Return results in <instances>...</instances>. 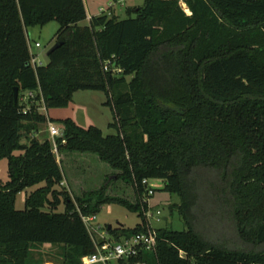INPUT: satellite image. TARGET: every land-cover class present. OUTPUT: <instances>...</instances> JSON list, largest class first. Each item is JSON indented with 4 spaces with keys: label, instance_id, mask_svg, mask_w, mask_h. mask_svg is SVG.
<instances>
[{
    "label": "trees",
    "instance_id": "16d2710c",
    "mask_svg": "<svg viewBox=\"0 0 264 264\" xmlns=\"http://www.w3.org/2000/svg\"><path fill=\"white\" fill-rule=\"evenodd\" d=\"M126 16L101 13L82 25L84 0H0V160L8 178L0 182V264H43V246L57 251L47 253L56 264H81L95 249L82 216L104 205L139 219L134 228H102L111 239L146 233L150 180L179 197L185 230L155 229V251L126 263L264 264V249H242L264 245V0H144ZM50 22L59 46L33 69L26 30ZM77 91L106 96L116 134L65 119L57 152L95 155L133 189V202L107 196L108 181L72 197L51 140L21 144L50 121L35 104L23 113L27 93L48 110L67 107ZM36 186L17 210L16 197ZM228 210L240 248L200 231L206 224L224 233Z\"/></svg>",
    "mask_w": 264,
    "mask_h": 264
},
{
    "label": "rangeland",
    "instance_id": "374dc122",
    "mask_svg": "<svg viewBox=\"0 0 264 264\" xmlns=\"http://www.w3.org/2000/svg\"><path fill=\"white\" fill-rule=\"evenodd\" d=\"M90 12L100 14L99 8L107 14L108 12H114L120 19L127 18L126 10L135 9L144 5V0H84ZM112 5V8H110ZM183 8H185L183 6ZM82 25H87L83 22ZM58 30V24L56 22H50L43 27H31L26 30V36L29 44V51L35 55L42 66L47 65L48 59L46 53L55 44V35ZM38 43L39 48H35L34 44ZM130 78H127L129 81ZM106 96L102 92L98 91H77L73 94L71 103L64 108H52L43 110L42 114L50 121L55 128L62 130L61 121L65 119L72 120L76 125L81 128L87 129L88 127L98 128L104 136L116 134V130L109 127L114 120V112L110 106H107ZM41 112V111H40ZM48 122L39 125L36 132L30 134H23L21 144L28 145L31 139L38 141H44L51 138L47 132ZM61 134V132H60ZM56 161L59 163L66 179L63 186L71 194L72 197H81L84 193L95 191L99 189L106 181H108L107 196L119 197L122 199L133 202L134 192L133 189L115 179L118 173L112 170L108 165L99 161V159L92 154L86 153H65L55 152ZM7 178V161L6 159L0 160V182H6ZM42 186V185H40ZM36 186L20 193L15 200V208L17 210L24 209L25 197L32 191L36 190ZM164 182L162 180H150L146 185L147 190L151 189L153 194L149 197H145V201L148 203V208L153 218L147 221L149 226L153 229L169 228L173 231H183L185 226L181 220L177 206L180 204L179 197L175 194H169L163 191ZM200 186V185H199ZM206 185L202 184L199 190V196L203 199L204 193L202 189H205ZM226 210V209H224ZM59 211H62L60 208ZM160 211L161 215L156 219L155 213ZM207 211V210H206ZM228 214L224 213V233L218 228L216 234L212 233L210 226L205 224L204 230L200 228L203 237L210 241H218V236L224 237V245L228 247H238L236 238L234 236L233 225L230 222V210ZM203 217H200V220ZM139 223V219L135 213L127 211L125 208L119 205H104L100 213L96 215V221L94 225H98L101 228L105 226L116 227L118 225H124L128 228H134ZM101 231L106 232L101 229ZM98 239V234L95 235ZM244 250H263L264 245H256L254 247L243 246ZM43 253V264H56L51 257L47 255L52 249L49 246H43L40 249ZM57 252V251H56ZM34 258H38V253H34ZM109 264H115L114 262Z\"/></svg>",
    "mask_w": 264,
    "mask_h": 264
},
{
    "label": "built area",
    "instance_id": "2783aa9c",
    "mask_svg": "<svg viewBox=\"0 0 264 264\" xmlns=\"http://www.w3.org/2000/svg\"><path fill=\"white\" fill-rule=\"evenodd\" d=\"M112 8V5H110ZM35 48H39V44H34ZM30 53V65L33 69H36L39 66H42L39 63L37 55ZM22 102L29 104L23 109V113L25 114L29 109L30 105L35 104L39 106L37 109L39 113H42L45 108L43 107V100L35 101V95L32 93H27L23 98ZM41 106V107H40ZM41 111V112H40ZM47 132L49 137L51 138L53 152L57 151V145L55 139L62 137V130H58L51 123L48 122ZM61 132V134H60ZM64 142V141H63ZM149 181H143V185H147ZM153 191L151 189L148 190L147 197L151 196ZM147 203V202H146ZM161 215L160 211H156L155 216L158 220V217ZM145 217L147 221L153 218V215L150 213L147 203V211L145 213ZM82 221L90 233L93 242H94V252L90 255L84 256L81 259V264H109L114 262L115 264H128L127 260L130 258L139 257L141 252H154L157 245V233L156 230L151 226L147 230L146 233L136 234L130 238H122L120 241H115L111 239L106 232L101 231V227L98 225H94L96 221V216L83 217ZM150 224V223H149ZM99 236L98 239L95 238V235ZM182 255V253H180ZM132 264H146L143 261H137Z\"/></svg>",
    "mask_w": 264,
    "mask_h": 264
},
{
    "label": "crops",
    "instance_id": "0c3cea01",
    "mask_svg": "<svg viewBox=\"0 0 264 264\" xmlns=\"http://www.w3.org/2000/svg\"><path fill=\"white\" fill-rule=\"evenodd\" d=\"M84 5H85V9H86V13H87V19L84 21V22H86L87 24L89 23V21H90V19L92 18V17H96V16H99L101 13H104L103 11H102V8H99V12H101L100 14H97V13H95V12H90L89 11V9H88V7H87V4L84 2ZM107 15L108 16H113V15H115V16H117L114 12H112V11H110V12H108L107 13ZM65 181H66V179L64 178V183H65Z\"/></svg>",
    "mask_w": 264,
    "mask_h": 264
},
{
    "label": "water",
    "instance_id": "95a60500",
    "mask_svg": "<svg viewBox=\"0 0 264 264\" xmlns=\"http://www.w3.org/2000/svg\"><path fill=\"white\" fill-rule=\"evenodd\" d=\"M185 7V6H184ZM186 12H187V10H186V8H183ZM59 46V44L58 43H55L49 50H48V52L46 53V56H49L50 55V53L53 51V50H55L57 47ZM17 93H18V90H17V88L14 90V101L16 102V100H17Z\"/></svg>",
    "mask_w": 264,
    "mask_h": 264
}]
</instances>
